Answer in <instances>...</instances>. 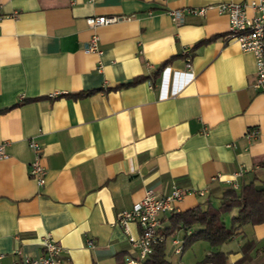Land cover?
Here are the masks:
<instances>
[{
    "label": "crops",
    "instance_id": "0c3cea01",
    "mask_svg": "<svg viewBox=\"0 0 264 264\" xmlns=\"http://www.w3.org/2000/svg\"><path fill=\"white\" fill-rule=\"evenodd\" d=\"M242 1L0 0V264L18 260L16 250L38 256L46 234L66 248L64 264L135 258L116 216L146 190L191 191L175 203L183 212L219 207L225 190L264 180V94L252 87L253 54L224 39L228 18L214 9L183 12L179 22L167 13ZM101 15L126 19L87 25ZM92 36L97 53L85 51ZM30 139L46 166L41 186L28 174ZM174 212L159 215L158 230L171 264L215 252L226 264H264V220L227 243L198 240L185 250L194 228L163 235ZM237 212L221 215L226 227ZM246 242L250 257L238 263Z\"/></svg>",
    "mask_w": 264,
    "mask_h": 264
},
{
    "label": "built area",
    "instance_id": "2783aa9c",
    "mask_svg": "<svg viewBox=\"0 0 264 264\" xmlns=\"http://www.w3.org/2000/svg\"><path fill=\"white\" fill-rule=\"evenodd\" d=\"M209 9H214L218 14H224L228 18V27L224 35L226 41H235L242 51L251 52L255 61V80L252 87L264 94V0H244L242 2H221L209 4L197 8H186L184 10H169L167 13L171 20L179 22L182 13L203 15ZM124 16H88L86 23L89 27H97L111 24L124 19ZM126 19V18H125ZM97 37L92 36L86 52H98ZM187 59V66L188 64ZM100 69V68H99ZM57 95L56 93L52 96ZM247 136L256 135L257 131L248 130ZM34 153V160L29 164L28 174L38 185L45 182L46 166L42 161L40 145L30 139L28 141ZM7 156L5 143L0 144V159ZM237 188L235 183H232ZM189 190L172 186L169 194L159 196L153 190L145 191L144 197L136 202L131 209L123 210L116 216V223L128 234L130 247L135 251L136 257H124L126 264H138L145 259L152 250V245L164 241V237L158 233L160 228L159 215L165 212H174L175 203L182 200ZM203 195L202 191L198 192ZM135 223L140 227L138 236L128 233L130 224ZM85 244L89 248L94 247L91 238H87ZM16 253L20 258L13 264H64V256L67 253L65 247L58 243L50 234L43 236L41 240V253L36 257L23 255L19 250ZM2 254H0V259Z\"/></svg>",
    "mask_w": 264,
    "mask_h": 264
},
{
    "label": "trees",
    "instance_id": "16d2710c",
    "mask_svg": "<svg viewBox=\"0 0 264 264\" xmlns=\"http://www.w3.org/2000/svg\"><path fill=\"white\" fill-rule=\"evenodd\" d=\"M237 207L238 212L231 220V226L226 227L221 220V215L231 211ZM171 225L168 228V235L178 229L194 228L193 232L185 235L182 243V249L190 246L198 240H205L211 246H218L229 242L235 235L239 227L244 224H260L264 220V180L258 183L251 181L242 184L239 188H229L223 192L222 202L219 207H213L207 203L203 209L200 205L183 211L174 212L170 216ZM250 242H246L242 246L243 255L238 263L249 259L247 249ZM124 254L116 255L115 264H126L124 262ZM226 264L225 256L220 252L210 253L196 264ZM141 264H171L166 258L165 239L163 242L152 245L150 254L143 260Z\"/></svg>",
    "mask_w": 264,
    "mask_h": 264
},
{
    "label": "rangeland",
    "instance_id": "374dc122",
    "mask_svg": "<svg viewBox=\"0 0 264 264\" xmlns=\"http://www.w3.org/2000/svg\"><path fill=\"white\" fill-rule=\"evenodd\" d=\"M179 230V229H178ZM204 242H206V244H208V245H210L207 241H205V240H203ZM193 244V243H192ZM192 244L190 245V246H188V247H186L185 248V250H187L188 248H190L191 246H192ZM197 248L195 249V251L197 252ZM192 254H193V252H192ZM183 262H185V260L183 261ZM138 264H141L140 262L138 263Z\"/></svg>",
    "mask_w": 264,
    "mask_h": 264
}]
</instances>
